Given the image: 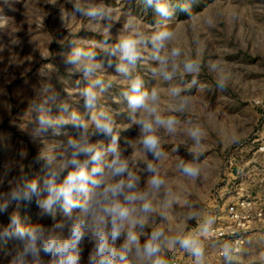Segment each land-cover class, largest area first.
<instances>
[{
  "label": "clouds",
  "instance_id": "1",
  "mask_svg": "<svg viewBox=\"0 0 264 264\" xmlns=\"http://www.w3.org/2000/svg\"><path fill=\"white\" fill-rule=\"evenodd\" d=\"M141 2L158 14L153 23L145 24L131 12L122 18L103 0H47L46 5L58 9L62 25L86 19L101 39L80 41L85 46L72 40L64 55L66 71L81 75L87 86L79 87L77 80L66 98L51 83L34 88L29 118L18 127L42 145L35 157L39 171L29 179L21 163L28 152L21 149L19 160L6 163L0 173V187L7 184V190L0 191V215L9 216L6 225L0 223V242L10 244L0 251V264H174L177 251L190 257L189 264H209L210 249L218 251L221 264H243L240 234L217 237L218 216L206 214L190 199L191 193L177 191L176 181L170 182L178 174L199 186L210 175L203 163L209 131L189 115L194 91L205 87L199 80L205 68L201 42L193 41L196 50L189 51L178 27L196 13L183 0ZM9 3L2 0L0 10ZM121 19L122 28L113 40L112 29ZM204 22L213 26L211 18ZM7 24V17L0 15V29ZM18 44L0 42V63ZM141 66L147 71L141 73ZM207 68L215 74L217 90L227 92L231 72L211 61ZM39 75L47 78L48 72L41 69ZM121 83L126 87L116 100L111 90ZM7 95L0 88V96ZM73 95L76 103L83 101L84 114L73 107ZM109 99L126 106L111 109L106 106ZM52 106L58 108L57 115ZM0 107L11 109L6 101H0ZM124 114L128 122H118ZM68 126L75 135L66 141L46 139L49 131L67 135L63 130ZM133 127L136 136L121 143V130ZM217 135L225 149L241 140L239 132L218 129ZM95 136L105 137L107 143L93 142ZM177 136L187 139L174 140L172 153L183 147L187 156H177L169 170L163 166L169 155L164 149L166 141ZM33 199L40 215L51 218L50 225L25 222L21 216L22 202ZM86 246L90 248L85 258Z\"/></svg>",
  "mask_w": 264,
  "mask_h": 264
},
{
  "label": "rangeland",
  "instance_id": "2",
  "mask_svg": "<svg viewBox=\"0 0 264 264\" xmlns=\"http://www.w3.org/2000/svg\"><path fill=\"white\" fill-rule=\"evenodd\" d=\"M104 3L117 9V14L123 18L128 12L139 17L145 24H151L158 19L152 9L144 7L141 0H103ZM191 5L196 13L194 19L178 25L180 36L189 51H195L193 41L201 42L204 71L199 80L202 89L194 91L191 117L199 120L209 131L205 139L207 147L206 159L203 162L209 178L199 186L184 182L183 178L170 177L175 180L177 191L191 193L190 199L203 206L205 213L211 212L218 216V224L228 220V208L232 204L247 200L262 216L248 233L243 255V264H264V0H183ZM2 4V0H0ZM47 0H10L0 10V15L7 17L8 24L0 29V42L18 45L4 54L0 63V88L6 89L8 95L0 96V101H6L10 110L0 107V173L4 165L12 160H19L18 152L24 149L28 152L21 163L29 179L39 171L35 157L42 146L33 143L28 135L18 127L28 120V102L34 97V88L41 83H51L62 97H67L69 91H74L76 81L79 87L87 86V82L79 74H69L64 64V55L70 52L69 43L72 40L77 46H85L80 41L101 39L93 32L86 19L77 18L61 24L59 11ZM70 7V6H69ZM50 13V14H49ZM180 19H185L183 13H178ZM211 18L213 26L206 21ZM235 18V19H234ZM123 19L112 29L113 40L119 35ZM195 25V29L192 28ZM71 33V34H69ZM43 57V58H42ZM221 64L232 74V81L227 92H220L215 87V74L207 68L208 62ZM19 65V66H17ZM46 68V69H45ZM41 69L48 72V77L39 75ZM141 73L147 71L145 66L138 69ZM109 74L115 75L113 69ZM14 77V78H13ZM148 79V76H145ZM125 84H117L112 90L113 97L120 100L119 92ZM73 95V107L84 114L83 101H76ZM107 107L119 109L126 105L107 101ZM59 110L52 106V114ZM118 122L127 123L126 114L117 117ZM227 133L239 132L240 143L223 148L219 143L217 130ZM67 135L53 136L51 131L46 136L49 142L66 141L68 135H75L71 126L63 130ZM137 134L135 127L121 130V143L125 137L133 138ZM186 136L170 138L165 151L169 154L163 166L169 170L174 168L177 156L184 158L186 151L181 147L179 153H172L171 145ZM107 139L103 136L93 137V142ZM13 174H16L15 172ZM7 184L0 187L6 191ZM13 208L9 209V213ZM25 222L50 225L49 216H41L35 200L24 201L19 209ZM185 211L177 209V212ZM61 214L58 212L57 219ZM8 214L0 215V223L7 224ZM251 241V243H249ZM5 246L0 242V251ZM86 246L84 256H87Z\"/></svg>",
  "mask_w": 264,
  "mask_h": 264
},
{
  "label": "built area",
  "instance_id": "3",
  "mask_svg": "<svg viewBox=\"0 0 264 264\" xmlns=\"http://www.w3.org/2000/svg\"><path fill=\"white\" fill-rule=\"evenodd\" d=\"M264 110V106H263ZM264 127V118H263ZM228 220L223 224L216 225L215 235L221 239H231L230 233L236 231L240 234L241 248L244 250L247 242L248 233L251 232L253 223L261 219L262 213L255 209L253 205L247 200H241L229 206ZM190 257L185 256L183 253L177 251L175 253L174 264H189ZM209 264H221L220 257L217 250L208 251Z\"/></svg>",
  "mask_w": 264,
  "mask_h": 264
}]
</instances>
